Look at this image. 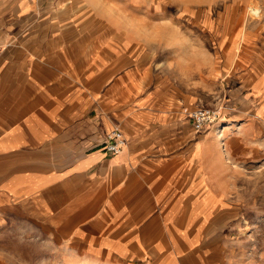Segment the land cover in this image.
Wrapping results in <instances>:
<instances>
[{"label":"crops","instance_id":"1","mask_svg":"<svg viewBox=\"0 0 264 264\" xmlns=\"http://www.w3.org/2000/svg\"><path fill=\"white\" fill-rule=\"evenodd\" d=\"M65 1L0 0V239L72 236L94 256L174 264L176 239L162 243V231L186 248L211 212L262 209L251 220H264V70L241 93L254 107L241 102L225 131L197 134L208 127L195 132L159 82L131 86L127 101L96 96L100 58L87 43L106 36L72 33L50 11ZM113 128L124 137L117 156L103 149ZM255 230L245 259L264 264V223Z\"/></svg>","mask_w":264,"mask_h":264},{"label":"rangeland","instance_id":"2","mask_svg":"<svg viewBox=\"0 0 264 264\" xmlns=\"http://www.w3.org/2000/svg\"><path fill=\"white\" fill-rule=\"evenodd\" d=\"M66 1L63 5L53 4L50 11L71 21L72 33L106 36L99 45L91 42L93 39L87 43L91 50L95 47L100 58L102 82L96 95L100 100L125 97L127 101L132 97L130 92H135L131 86L159 82L158 88L175 93L168 99L169 104L178 103V112L185 110L188 118L194 108L221 105L223 112L212 123L214 126L229 125L227 120L244 106L241 102L256 105L257 98L250 90L241 93L253 75L264 70V0H89L96 6L89 9L78 5L72 10ZM252 3L260 13L250 17L247 9ZM83 6L89 10L85 11ZM97 21L102 26H96ZM168 25L174 36L165 38ZM210 126L197 134L208 133ZM213 128V136L222 138V128ZM224 128L225 131L227 127ZM252 212L258 216L262 209ZM252 212L227 209L219 212L217 219L211 212L201 226L192 228L193 243L186 248L178 244L180 238L178 234L174 237L172 231H162L159 236L162 243L176 239L174 249L179 250L180 256L174 264H217L220 260L226 264H247L245 255L252 249L255 229L260 230L264 223L261 216L253 225ZM12 227L14 235H23L21 225ZM136 263L140 264L136 258H108L104 252L91 255L72 236L60 237L58 241L0 239V264Z\"/></svg>","mask_w":264,"mask_h":264},{"label":"built area","instance_id":"3","mask_svg":"<svg viewBox=\"0 0 264 264\" xmlns=\"http://www.w3.org/2000/svg\"><path fill=\"white\" fill-rule=\"evenodd\" d=\"M222 106L218 107H197L190 111L189 120L190 127L195 131H202L208 125L220 118L222 114ZM123 136L118 129L113 128L105 136L103 149L108 154H117L124 147Z\"/></svg>","mask_w":264,"mask_h":264},{"label":"bare ground","instance_id":"4","mask_svg":"<svg viewBox=\"0 0 264 264\" xmlns=\"http://www.w3.org/2000/svg\"><path fill=\"white\" fill-rule=\"evenodd\" d=\"M259 13H260V9L258 8V6H256L254 3H252V4L249 5V7H248V9H247V14L250 15V17H252V16H257ZM173 33H174V32H171V31L169 30V25H168V26L166 27V33H165L164 37H165V38H168V37L174 36ZM118 131L121 132L120 129H119ZM121 134H122V132H121ZM123 140H124V137H123ZM121 151H122V150H121ZM121 151L118 152L117 154H113V155H114V156H117V155H119V153H121Z\"/></svg>","mask_w":264,"mask_h":264}]
</instances>
